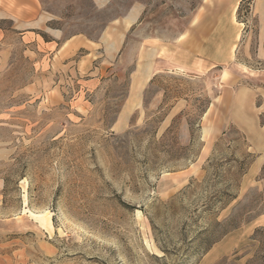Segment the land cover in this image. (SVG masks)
Instances as JSON below:
<instances>
[{
    "label": "rangeland",
    "instance_id": "374dc122",
    "mask_svg": "<svg viewBox=\"0 0 264 264\" xmlns=\"http://www.w3.org/2000/svg\"><path fill=\"white\" fill-rule=\"evenodd\" d=\"M200 3L0 0V264H264L256 24L230 65L152 56Z\"/></svg>",
    "mask_w": 264,
    "mask_h": 264
},
{
    "label": "crops",
    "instance_id": "0c3cea01",
    "mask_svg": "<svg viewBox=\"0 0 264 264\" xmlns=\"http://www.w3.org/2000/svg\"><path fill=\"white\" fill-rule=\"evenodd\" d=\"M243 3L248 5L247 15L245 20H239ZM252 22L256 24L263 48L264 0H201L187 26L177 37L151 47L153 59L166 60L180 69L203 72L230 65L236 60L243 32ZM73 43L72 40L63 43L58 51L59 59L66 45L70 50L64 57L69 58L75 52L76 43ZM146 83L135 74L131 80V98L138 99Z\"/></svg>",
    "mask_w": 264,
    "mask_h": 264
}]
</instances>
